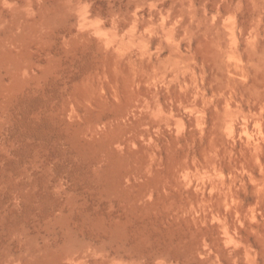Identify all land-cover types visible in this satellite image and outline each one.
<instances>
[{
  "label": "rangeland",
  "instance_id": "374dc122",
  "mask_svg": "<svg viewBox=\"0 0 264 264\" xmlns=\"http://www.w3.org/2000/svg\"><path fill=\"white\" fill-rule=\"evenodd\" d=\"M0 264H264V0H0Z\"/></svg>",
  "mask_w": 264,
  "mask_h": 264
}]
</instances>
